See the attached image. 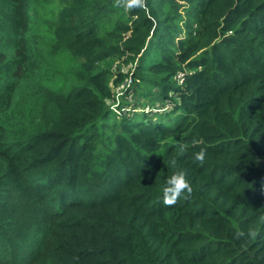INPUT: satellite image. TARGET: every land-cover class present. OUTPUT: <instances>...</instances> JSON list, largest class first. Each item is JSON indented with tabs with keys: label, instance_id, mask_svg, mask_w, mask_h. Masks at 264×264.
<instances>
[{
	"label": "trees",
	"instance_id": "trees-1",
	"mask_svg": "<svg viewBox=\"0 0 264 264\" xmlns=\"http://www.w3.org/2000/svg\"><path fill=\"white\" fill-rule=\"evenodd\" d=\"M261 217L264 0H0V264H264Z\"/></svg>",
	"mask_w": 264,
	"mask_h": 264
},
{
	"label": "rangeland",
	"instance_id": "rangeland-1",
	"mask_svg": "<svg viewBox=\"0 0 264 264\" xmlns=\"http://www.w3.org/2000/svg\"><path fill=\"white\" fill-rule=\"evenodd\" d=\"M47 12V11H46ZM72 56L66 55L65 53H61L60 55V61L62 64L64 63V68L68 66L72 62ZM121 61H116L112 65H110V70L114 71V69H118L120 67ZM183 73V72H182ZM129 80H126L124 83V89L116 91L117 94V102L111 106V110L116 113V110L118 109V106L120 105V102H130L131 107H134L133 110L139 111V112H153V113H160V111H169L172 108L171 104H164V100L159 96L157 92H154L153 95L150 96L148 99H142L139 97L135 92L130 89L129 91H126L128 87ZM130 88V86H129ZM126 91V92H125ZM141 96V95H140ZM146 104V105H143ZM130 107V108H131ZM126 108V107H125ZM124 107H121L119 109L122 113H127V109ZM143 114L140 113V115H137L136 117H141ZM148 120H155V121H165L169 122L173 118H176V115H172V112H169L168 114H155L153 116H147ZM135 118V117H134Z\"/></svg>",
	"mask_w": 264,
	"mask_h": 264
},
{
	"label": "clouds",
	"instance_id": "clouds-1",
	"mask_svg": "<svg viewBox=\"0 0 264 264\" xmlns=\"http://www.w3.org/2000/svg\"><path fill=\"white\" fill-rule=\"evenodd\" d=\"M118 3L124 11L137 7H145V0H118ZM204 157L205 151L203 149L195 154L197 160L202 161ZM191 191L190 180L187 178L185 171L177 170L167 178L162 188L163 202L165 204H174L178 198L191 193ZM261 220H264V217H261Z\"/></svg>",
	"mask_w": 264,
	"mask_h": 264
},
{
	"label": "built area",
	"instance_id": "built-area-1",
	"mask_svg": "<svg viewBox=\"0 0 264 264\" xmlns=\"http://www.w3.org/2000/svg\"><path fill=\"white\" fill-rule=\"evenodd\" d=\"M114 71L115 72H118V69H114ZM184 77H185V74L184 73H179L178 74V76H177V79H178V82H179V84H182L183 83V81H184ZM125 83V82H124ZM131 83V79H129V83H128V85ZM125 86V85H124ZM117 94H118V92H117ZM116 94V95H117Z\"/></svg>",
	"mask_w": 264,
	"mask_h": 264
},
{
	"label": "bare ground",
	"instance_id": "bare-ground-1",
	"mask_svg": "<svg viewBox=\"0 0 264 264\" xmlns=\"http://www.w3.org/2000/svg\"><path fill=\"white\" fill-rule=\"evenodd\" d=\"M168 53V52H167ZM149 64V63H148ZM111 123V122H110ZM176 125V124H175ZM172 128H174V127H172ZM196 257V256H195Z\"/></svg>",
	"mask_w": 264,
	"mask_h": 264
}]
</instances>
